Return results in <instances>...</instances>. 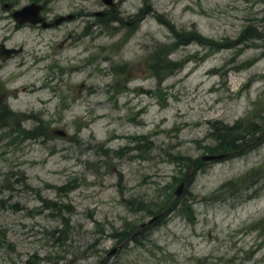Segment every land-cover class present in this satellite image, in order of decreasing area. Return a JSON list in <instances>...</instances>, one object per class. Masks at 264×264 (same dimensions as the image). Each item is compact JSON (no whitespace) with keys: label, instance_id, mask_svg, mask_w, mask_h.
Masks as SVG:
<instances>
[{"label":"rangeland","instance_id":"obj_1","mask_svg":"<svg viewBox=\"0 0 264 264\" xmlns=\"http://www.w3.org/2000/svg\"><path fill=\"white\" fill-rule=\"evenodd\" d=\"M116 2L0 0V264H264V0Z\"/></svg>","mask_w":264,"mask_h":264},{"label":"water","instance_id":"obj_2","mask_svg":"<svg viewBox=\"0 0 264 264\" xmlns=\"http://www.w3.org/2000/svg\"><path fill=\"white\" fill-rule=\"evenodd\" d=\"M104 3L109 5L111 8L115 9L118 4L115 0H102ZM42 7V4L38 2H30L27 4H24L18 9H15L12 12L13 17L16 19L19 23L24 22H30V23H40L42 27H47L51 25L52 23H59L64 17H70L71 15H60L58 18L54 20V22H47L43 19V16L40 14V9ZM101 13V12H99ZM22 50V47H15V46H7L4 41L0 42V59L6 60L14 55H17L18 52ZM51 133H57L59 135H64L65 130L62 128H52ZM224 155V153H209L204 154L201 156L202 159H215L220 158ZM183 185V182L180 184L179 188L176 191V194H178L181 191V186ZM153 218H150L149 221H151ZM142 223L141 225H143ZM114 251V250H113Z\"/></svg>","mask_w":264,"mask_h":264},{"label":"trees","instance_id":"obj_3","mask_svg":"<svg viewBox=\"0 0 264 264\" xmlns=\"http://www.w3.org/2000/svg\"><path fill=\"white\" fill-rule=\"evenodd\" d=\"M165 54H167V52ZM174 66H176V63H172V64H168L167 65V67H174ZM6 120H8V114L1 113L0 114V125L1 124H6L7 123ZM238 126H239L238 124H236V125H230V126H228V125L225 126L223 128V132H224L223 135H224V137H227L228 135L234 133L235 130H236V128ZM225 139H227V138H225ZM220 140L222 141L221 144L223 145L222 151L228 150V151H232L231 153H235L234 150L238 149V147H240V146L243 145V143H241V142L240 143H236L234 141V139H232V140H228L227 139V141H224L223 139H220ZM225 184L228 185V182H226Z\"/></svg>","mask_w":264,"mask_h":264},{"label":"flooded vegetation","instance_id":"obj_4","mask_svg":"<svg viewBox=\"0 0 264 264\" xmlns=\"http://www.w3.org/2000/svg\"><path fill=\"white\" fill-rule=\"evenodd\" d=\"M5 6L7 7V8H10L11 7V5L9 4V3H6L5 4ZM45 3H42V7H41V9H40V14L43 16V19L44 20H46V15H47V12L45 13ZM67 15H71L70 17H64L62 20H64V19H72V18H76L77 16H78V12H74V13H68ZM67 15H65V16H67ZM87 15H90V13H87ZM94 15H98V12H94ZM60 16V15H59ZM58 16V17H59ZM57 17V18H58ZM55 19V18H54ZM61 20V21H62ZM47 21V20H46ZM92 21V20H91ZM48 22V21H47ZM24 23H27V22H24ZM23 24V23H22ZM33 24H36V23H33ZM39 25H41V24H39ZM52 25V24H51ZM45 28V27H44ZM69 35H71V33H69ZM22 47V46H21ZM22 51V50H21ZM20 51V52H21ZM142 226H144V225H142ZM142 226H140V224H139V229L142 227ZM138 229V230H139Z\"/></svg>","mask_w":264,"mask_h":264},{"label":"bare ground","instance_id":"obj_5","mask_svg":"<svg viewBox=\"0 0 264 264\" xmlns=\"http://www.w3.org/2000/svg\"><path fill=\"white\" fill-rule=\"evenodd\" d=\"M17 22V21H16ZM18 23V22H17ZM19 24H22V23H19ZM140 226H142L141 224H140Z\"/></svg>","mask_w":264,"mask_h":264}]
</instances>
